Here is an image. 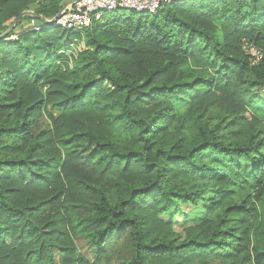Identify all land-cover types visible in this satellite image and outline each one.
Returning <instances> with one entry per match:
<instances>
[{
	"label": "trees",
	"instance_id": "trees-1",
	"mask_svg": "<svg viewBox=\"0 0 264 264\" xmlns=\"http://www.w3.org/2000/svg\"><path fill=\"white\" fill-rule=\"evenodd\" d=\"M135 16L0 39V264H264V0Z\"/></svg>",
	"mask_w": 264,
	"mask_h": 264
},
{
	"label": "built area",
	"instance_id": "built-area-1",
	"mask_svg": "<svg viewBox=\"0 0 264 264\" xmlns=\"http://www.w3.org/2000/svg\"><path fill=\"white\" fill-rule=\"evenodd\" d=\"M175 0H71L58 13V18L52 22L38 25L36 19L31 18L28 24L19 32L31 31L39 32L46 29L48 24H53L67 32L76 33L90 28L92 25L101 24L106 15L118 11H130L136 14L156 15L165 6ZM54 19V18H53ZM17 34L11 36V40L17 38ZM84 48L83 43H79L74 49L73 55ZM243 50L249 56L251 64L255 65L262 58L261 51L255 46L243 42Z\"/></svg>",
	"mask_w": 264,
	"mask_h": 264
},
{
	"label": "rangeland",
	"instance_id": "rangeland-1",
	"mask_svg": "<svg viewBox=\"0 0 264 264\" xmlns=\"http://www.w3.org/2000/svg\"><path fill=\"white\" fill-rule=\"evenodd\" d=\"M71 0H64L63 3H62V7H65ZM32 12V11H31ZM60 12V11H59ZM121 13V15L123 17H126L130 14V11H118ZM140 14H136L135 18H137V16H139ZM98 25V24H97ZM186 73L190 72L191 71V68L190 67H187L186 69H184ZM236 96L238 97V94H236ZM239 99V97H238ZM162 101L164 102H167V103H170V105L173 107V109L175 110V112L177 113L178 116H181L183 114H185L186 112V107L182 106L181 104L177 103L176 101L172 100V99H168V98H163ZM239 101L245 105L246 107V99H239ZM43 128H46L48 127V123L46 121L43 122L42 124ZM185 211H188V210H185ZM183 219L182 216L178 215L176 217V222H179Z\"/></svg>",
	"mask_w": 264,
	"mask_h": 264
},
{
	"label": "water",
	"instance_id": "water-1",
	"mask_svg": "<svg viewBox=\"0 0 264 264\" xmlns=\"http://www.w3.org/2000/svg\"><path fill=\"white\" fill-rule=\"evenodd\" d=\"M24 17H31L34 18L36 20H41L43 23H48L46 20H44L42 17L34 14L31 11H26L21 13L17 19L14 21V23L4 32L0 35V39L6 37L9 33H11L14 28L18 25V23L20 22V20ZM58 18V14L54 17V19H52V22H54L56 19Z\"/></svg>",
	"mask_w": 264,
	"mask_h": 264
}]
</instances>
